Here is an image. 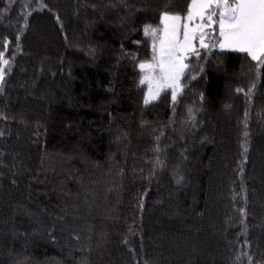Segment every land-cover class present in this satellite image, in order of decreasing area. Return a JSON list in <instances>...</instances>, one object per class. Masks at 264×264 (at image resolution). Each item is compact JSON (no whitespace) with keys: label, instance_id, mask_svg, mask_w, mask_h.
<instances>
[{"label":"trees","instance_id":"obj_1","mask_svg":"<svg viewBox=\"0 0 264 264\" xmlns=\"http://www.w3.org/2000/svg\"><path fill=\"white\" fill-rule=\"evenodd\" d=\"M43 3L0 0V264H264V69L200 48L145 105L169 0Z\"/></svg>","mask_w":264,"mask_h":264},{"label":"snow or ice","instance_id":"obj_2","mask_svg":"<svg viewBox=\"0 0 264 264\" xmlns=\"http://www.w3.org/2000/svg\"><path fill=\"white\" fill-rule=\"evenodd\" d=\"M41 7H46L43 0ZM171 7L169 0L166 5L168 10L161 12L158 26L148 24L143 28L144 36L151 40L152 50L150 59L138 63L141 73L139 86L147 85L145 105L157 100L162 92L169 89L173 104L177 102L183 92L181 80L189 69L186 61L190 56L199 57L200 48L207 49L218 44L222 49L246 53L256 62V76L259 78L261 69H264V0H191L184 15L173 13ZM217 25L218 38L214 27ZM208 38L215 43L210 45ZM19 39L20 36H16V41ZM197 41L199 48L196 47ZM9 44L7 39L0 43V48H3L0 51V90L11 63L6 58ZM254 89L255 83L245 93L249 99ZM237 92H244V89H237ZM244 135L247 137V132ZM243 147L246 152V145ZM248 259L251 264L252 258L249 256Z\"/></svg>","mask_w":264,"mask_h":264},{"label":"rangeland","instance_id":"obj_3","mask_svg":"<svg viewBox=\"0 0 264 264\" xmlns=\"http://www.w3.org/2000/svg\"><path fill=\"white\" fill-rule=\"evenodd\" d=\"M215 27V34H216V37L218 38V32H219V29H218V25L217 26H214ZM208 42L210 43V45L211 44H213V43H215V41L212 39V38H208ZM196 47L197 48H199V43H198V41H197V43H196ZM213 47V46H212ZM214 47H216L217 49H220V50H232V49H230V48H220L219 46H218V44H217V46H214ZM4 82V81H3ZM3 84V83H2ZM147 86V85H146ZM1 91V90H0Z\"/></svg>","mask_w":264,"mask_h":264}]
</instances>
